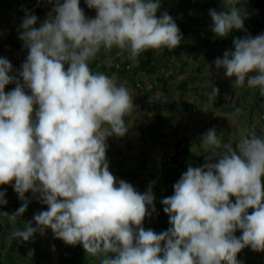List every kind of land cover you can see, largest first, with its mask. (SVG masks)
<instances>
[{
    "label": "clouds",
    "instance_id": "1",
    "mask_svg": "<svg viewBox=\"0 0 264 264\" xmlns=\"http://www.w3.org/2000/svg\"><path fill=\"white\" fill-rule=\"evenodd\" d=\"M85 3L96 10L94 18L85 16L80 0H56L39 28L38 17L25 10L22 82L0 58V185L11 184L23 201L13 214L3 213L13 225L11 236L27 242L50 228L99 264H242V249L264 251V136L255 132L233 144L222 143L210 128L200 140L211 150L205 163L189 165L174 194L161 201L171 227L161 233L142 227L149 207L156 211L151 185L141 194L125 180L117 183L106 158L107 137L128 132L124 118L134 110L133 98L89 62L113 47L136 60L148 50H173L183 37L166 11L157 16L160 0ZM223 4L225 10H209L219 37L243 29L246 16L239 0ZM233 43L234 51L215 59L216 68L235 77L233 85L258 88L264 96V33ZM10 83L16 87L5 93ZM217 94L214 87L210 98ZM27 192L39 194L47 210L20 229L15 224L27 210ZM5 195L0 191V204L8 203Z\"/></svg>",
    "mask_w": 264,
    "mask_h": 264
},
{
    "label": "rangeland",
    "instance_id": "2",
    "mask_svg": "<svg viewBox=\"0 0 264 264\" xmlns=\"http://www.w3.org/2000/svg\"><path fill=\"white\" fill-rule=\"evenodd\" d=\"M46 2L0 0V58L11 63L13 68L9 74L18 79H21L18 71L28 52L17 32L21 31L20 25L26 11L38 17L34 27H40L51 12L45 9ZM248 4L238 7L246 12ZM160 5L164 12L176 18L175 23L183 37L177 48L148 50L132 60L127 51L120 52L113 47L111 50L101 49L96 58L89 62H96L93 72H103L118 84L123 83L133 98L134 110L124 118L128 132L123 137L113 135L106 139L109 171L116 177L117 183L128 179L127 182L132 185L133 174L143 177L156 173L158 161L168 150V142L175 137L190 139L191 150L204 153L209 150L203 148L200 140L210 128L216 129L222 143L235 144L241 136L250 132L264 136V130H258L259 126L264 125V112L255 104L258 88L250 89L246 84L239 87L233 85L235 77H227L224 68L217 69L215 66V59H223L224 52L234 51L233 47L214 44L215 38L219 37L217 35L204 43L196 31L202 30L203 37L208 35V29L213 27L209 10H225L223 0H217L216 5L209 7L201 6L198 0H160ZM80 7L87 18L96 16V10L88 8L85 0H80ZM259 18H262L261 15ZM190 20H193L191 27L183 30L182 25ZM261 33H264V26L257 35ZM112 57L117 59L112 60ZM142 59L149 60V64L155 66L154 69L142 66ZM122 63H125V67ZM200 64L201 70L198 71L196 68ZM103 65L120 68L121 71L106 70ZM136 66L138 70L134 75L131 72ZM15 87L14 83L10 90L5 88V93ZM214 87L219 89V94L210 98ZM25 91L31 95L29 89ZM37 110L38 105H34L33 123L36 122ZM158 116L162 119L157 120ZM156 122L160 123L158 134L166 140L157 142L154 136L156 133L150 132L151 125ZM261 262L264 264V258ZM57 263L60 264V260Z\"/></svg>",
    "mask_w": 264,
    "mask_h": 264
},
{
    "label": "trees",
    "instance_id": "3",
    "mask_svg": "<svg viewBox=\"0 0 264 264\" xmlns=\"http://www.w3.org/2000/svg\"><path fill=\"white\" fill-rule=\"evenodd\" d=\"M47 4L45 5V9L48 11H52L54 4L56 3V0H46ZM201 6H205V7H209V6H214L217 4V0H203L200 1L198 0ZM60 2H62V0H60ZM245 3H249V7L246 9V16L244 18V28L243 29H233L232 31L229 32V34L226 37H218L215 38V40L213 41L214 44H226V45H231L234 49V43L233 41L235 39L238 38H244L247 35H251V36H255L257 35L262 26H264V0H239V5H244ZM164 11L162 10V8H160L157 12V16L159 17ZM261 15L262 18H259V16ZM174 21H176V18L174 19ZM193 24V20L187 21L185 22L182 27L183 30H186V28H190L191 25ZM199 34V37H201L204 40V43H207L208 41L212 40L213 37H215V34L212 31V28H209L207 33L208 35L203 37L202 34V30H196ZM17 35H19V32H17ZM235 50V49H234ZM150 51V50H149ZM117 57H112V60H116ZM152 64H155V62H153ZM67 64H65L66 67ZM96 65V62H93L92 64H89V67L93 70V67ZM123 67H125V63H122ZM141 65H146L151 67V69H154V65H150L149 64V60L147 59H142ZM201 66L202 64H200L199 66H197V70L200 71L201 70ZM103 69L106 70H117V71H121L120 68H115V67H111L109 68V66L107 65H103L102 66ZM138 70V66L132 68V72L134 75L136 74ZM185 83V82H184ZM14 86V83H10L8 85H6L5 88H7L8 90H10V88ZM257 95L258 98L256 99V106H260L261 107V111L264 112V98H262V96L259 93V89H257ZM262 98L261 102L260 99ZM157 120H161L162 117L158 116L156 117ZM159 122H156V124H152L150 132L152 134H158V129L160 128L159 126ZM259 131L264 130V125H261L258 127ZM155 134V135H156ZM154 135V136H155ZM186 151H188L187 149H183ZM220 151V150H217ZM187 169V167H186ZM132 177V176H131ZM139 177V175L136 176V174H133V178ZM0 191H5L6 195H5V199L8 201V203L6 205L0 204L1 206H3L4 208H8V206H13L14 209L19 208L23 201H21L18 198V194L14 191V188L12 187L11 184L9 185H0ZM31 192H27L25 193V198L28 200V207L27 210L28 212H32L34 211L35 207L34 205L31 204V201H29L28 195H30ZM37 196L39 194H36ZM35 195V196H36ZM34 199V198H33ZM14 201V202H13ZM20 202V204L18 203ZM35 202L39 203L42 207H45L47 205L43 204L42 202L39 201V199L35 198ZM249 214H251V212L253 211V209H249ZM33 213V212H32ZM0 228H1V224H0ZM1 232V230H0ZM50 239L52 240L53 243H55L56 247L59 248V260H60V264H78L76 263V258L77 257V252L71 251H63L60 252V249L62 250V247L60 246V244H57L59 239L55 238L53 235L52 230L50 229ZM234 235L236 237H239L240 235H242V232L240 230H237ZM57 242V243H56ZM264 251H253L250 247H246L244 249H242L238 254H237V260L242 261V264H262L261 260L262 258H264V253H262ZM3 257L2 254L0 253V264H4L3 263ZM32 264H37L40 262L39 260V256H33L32 257ZM50 260H43L42 264H49ZM87 264V263H84Z\"/></svg>",
    "mask_w": 264,
    "mask_h": 264
},
{
    "label": "built area",
    "instance_id": "4",
    "mask_svg": "<svg viewBox=\"0 0 264 264\" xmlns=\"http://www.w3.org/2000/svg\"><path fill=\"white\" fill-rule=\"evenodd\" d=\"M156 141L160 142L163 136L155 135ZM192 141L183 137H175L168 142V150H166L160 160L158 161V171L151 175H144L143 177L134 178L132 186L141 194L148 191L151 185L152 192L155 196L154 206L156 211L152 212L151 207L148 211L150 215L146 216L142 227L145 230L151 229L156 233L166 231L171 227L169 224V216L164 212V205L161 201L165 197L174 194V184L181 178V175L187 171L189 165L199 167L205 163V156L211 154V150L204 153L195 152L191 150ZM187 149L188 151L185 152ZM132 178H130L131 180ZM128 181V179H127ZM14 202V201H13ZM235 202V198H232ZM20 204V202H18ZM2 206L0 205V210Z\"/></svg>",
    "mask_w": 264,
    "mask_h": 264
},
{
    "label": "crops",
    "instance_id": "5",
    "mask_svg": "<svg viewBox=\"0 0 264 264\" xmlns=\"http://www.w3.org/2000/svg\"><path fill=\"white\" fill-rule=\"evenodd\" d=\"M28 198L29 201H31V204L34 205L35 209L32 211L33 213H29L28 210H26L21 217H18L15 224L16 228L23 229L25 222L33 221L34 214L47 210V206L42 207L39 203L35 202V198L38 199L37 195L34 196L31 192V194L28 195ZM17 209H14L13 206H8V208L2 206V209L0 210V253L4 256L3 262H6V264H32V257L39 256L40 262L37 264H42V261L45 259L50 260L49 264H58L59 248H57L55 243L50 239V228L46 229L43 235L37 232L34 235V238L27 242L20 241L19 238H13L11 236L13 225L3 213L6 212L11 215L16 212ZM33 226H35L34 222ZM57 244H60L62 247L60 252H71L75 250L78 257L76 258V263L78 264H99V258L93 257L89 254L87 255L82 245H67L60 239ZM30 252L31 256L29 255Z\"/></svg>",
    "mask_w": 264,
    "mask_h": 264
}]
</instances>
